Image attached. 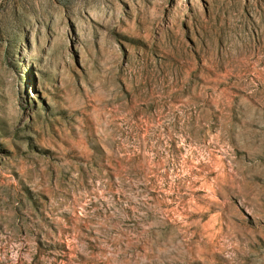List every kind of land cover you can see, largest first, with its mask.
<instances>
[{
  "label": "rangeland",
  "instance_id": "1",
  "mask_svg": "<svg viewBox=\"0 0 264 264\" xmlns=\"http://www.w3.org/2000/svg\"><path fill=\"white\" fill-rule=\"evenodd\" d=\"M0 264H264V0H0Z\"/></svg>",
  "mask_w": 264,
  "mask_h": 264
}]
</instances>
